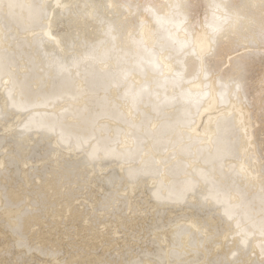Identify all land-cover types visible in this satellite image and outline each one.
Returning <instances> with one entry per match:
<instances>
[{"label":"bare ground","instance_id":"1","mask_svg":"<svg viewBox=\"0 0 264 264\" xmlns=\"http://www.w3.org/2000/svg\"><path fill=\"white\" fill-rule=\"evenodd\" d=\"M0 264H264V0H0Z\"/></svg>","mask_w":264,"mask_h":264}]
</instances>
